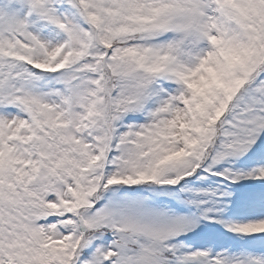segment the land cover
<instances>
[{"label": "snow or ice", "instance_id": "obj_1", "mask_svg": "<svg viewBox=\"0 0 264 264\" xmlns=\"http://www.w3.org/2000/svg\"><path fill=\"white\" fill-rule=\"evenodd\" d=\"M0 264H264V0H0Z\"/></svg>", "mask_w": 264, "mask_h": 264}]
</instances>
